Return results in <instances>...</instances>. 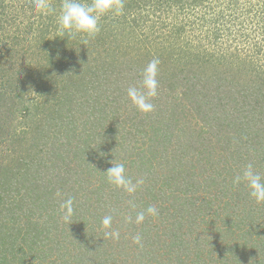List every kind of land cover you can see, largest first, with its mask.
Segmentation results:
<instances>
[{
  "label": "trees",
  "instance_id": "obj_1",
  "mask_svg": "<svg viewBox=\"0 0 264 264\" xmlns=\"http://www.w3.org/2000/svg\"><path fill=\"white\" fill-rule=\"evenodd\" d=\"M51 2L55 11L45 16L37 11L36 0H0V144L7 147L8 142L12 141L14 148L17 149L8 152L10 156L15 155L12 158L9 157L10 160L7 163L5 159L0 158V264H42V262L34 263V258L30 254L34 253L35 243L38 236L42 234L43 216L48 219L53 215L50 213L54 211H66L62 205L69 196L67 178L78 182V176H85L84 166H89V163H98L99 159L104 165L110 161L124 163L125 166L135 163V168L131 166V170L126 171V174L131 179L134 178L132 174L136 173L144 178V183L137 191L143 192L142 201L146 202L154 198V192L148 181L155 179L156 174L152 164L156 156L150 152L152 149L149 145L151 141L149 136L152 133L149 132L148 127L151 126L145 125L146 122H150L148 118L152 117L153 123H156L155 119L159 120L164 114L166 115V109L162 110L168 107L170 110L171 103L168 101L175 104L181 102L186 105V108L190 105L189 107L198 113L208 103L212 106L219 105L217 108L222 106L219 104L222 99L212 92L214 89L212 81H205L202 86L200 83V87L196 88L197 84H192V81H195L194 77L190 82L184 76L187 82L185 91L180 97L173 94L170 99V93L165 90L167 85L164 80L165 85L157 80L158 94L151 98V102L159 111L153 114L142 113L132 105L135 110L133 116L137 120H144L140 126L137 122L134 124L130 121L125 126L124 122L115 121L113 117L119 115V108L117 112H111L107 110V107H116L119 100V106H126L130 102L128 97L121 98V82H124V85L127 83V86L135 82V87L143 90L142 81L146 69L141 59L139 61L134 57H129L133 68H129L131 71H128V74L121 72L119 62L112 59V57H117L116 53H119V50L127 47H130L132 51L140 49L144 59L158 58L159 62H168L165 56L166 48L175 46L181 50L184 47L188 51L184 60L189 61L190 65L193 62L192 59L207 62L212 59L217 61L220 70L217 74L220 76H222L219 73L222 72L223 66H228V72L229 69H237L238 74L244 71L249 81L253 83L251 88L255 87L256 82H260V86L254 92L244 89V93L237 90L235 94L237 95L239 91L243 106L257 111L259 117L260 113L263 114L259 124H264V110L262 109L264 108V0H124L122 14H108L102 17L99 22L100 31L94 38H87L81 34L61 37L58 16L63 0H51ZM81 2L89 3L90 0H81ZM207 22L212 23V26L203 32L204 27L208 25ZM157 23H162L161 29L168 28L167 36H157ZM188 23L195 24L199 35L197 40L200 44L192 45L186 38ZM201 26H203L202 30H200ZM132 27L136 28V31H133ZM254 39H257V42ZM233 43H236L234 51L228 53ZM247 44L252 46L253 54L251 58L240 60L239 50H245ZM115 50L117 52L111 55ZM36 51L40 54L36 55ZM86 65H89V68H86ZM85 71H89L86 73H91L94 77L86 83L83 78ZM184 72L183 69L178 71L181 74ZM99 73L104 78L103 87L115 90L118 94L113 101L107 97L101 100L102 92L104 94L107 89L103 88V84L101 85L98 80ZM64 77L68 80L62 81ZM64 83L69 85L65 84L67 85L65 86ZM236 85H239V81L234 83V86ZM171 86L173 83H169L168 88ZM30 87H36L38 91L35 93L34 100L28 94ZM165 97L168 100L164 104L162 99ZM234 99L232 97V101ZM176 106L179 105L176 104ZM40 115L46 122L51 117L54 121L46 129V134L40 132L42 129L34 126L29 132L31 136L23 137L19 121L26 118L35 120ZM109 116L110 119H107ZM198 117L200 118L201 115L199 114ZM14 121L19 123L17 132L12 125ZM85 125L87 127H83ZM238 131H241L237 134L238 139H241L240 143L248 150L257 147L253 148L254 153L259 154V163L264 162V133L259 136L251 131V127L245 129L244 125L240 126ZM56 132L64 133L65 137L58 138L54 134V141L51 143L54 152L47 154L49 160L41 159L39 152L35 150L40 142L44 141L43 138L49 142L46 137ZM86 133L88 135L84 139ZM117 134H120L118 142L115 141ZM131 137L134 139V144L130 140ZM140 137L146 138L142 142L148 145L146 148L142 147V144L136 147V143L141 140ZM259 139L262 140L258 144ZM130 143L134 147L131 146V148ZM84 144L90 148L91 153L89 151L83 155L76 153L69 158L68 149L74 146L79 148ZM24 146L29 147L32 152L23 156L20 149ZM71 162H74V165L69 167ZM43 166H46L45 169L48 170L49 167L56 168L52 175H48V179L41 176ZM111 166L109 164L108 168ZM88 168L93 176L97 175L98 178L99 174L100 181L106 183L107 186L108 180L104 173L107 171L106 167L99 168V173L95 167L94 169ZM174 169L175 172H179L178 166ZM188 177L189 184L183 189H186V195L191 191L190 187L196 184L194 175L190 174ZM60 187H62L61 190L67 188V191L65 199L59 205L54 202L60 192H63L60 190L58 193ZM99 195L97 193V200L95 199L94 204L100 206L102 200ZM79 205L84 209L85 202H79ZM173 207L177 210L175 206ZM71 208L70 216L73 217L71 222L75 221L78 227L63 225L62 230L63 232L71 231L69 236L74 243H78L80 235L87 236L85 233L88 228L84 222L85 215L80 216L81 213L79 214V211L83 210H75L74 206ZM175 210L169 212L163 208L164 213H170L167 215L168 218H165L166 222L171 221V225L168 224L166 228L171 231L169 236L174 235V230L180 227L174 222L182 223L191 218V214L184 215L180 209ZM74 229L80 230L79 234L74 233ZM169 239L170 241L175 240L174 237ZM85 243L88 244L89 240L85 239ZM96 243L97 241L94 240L93 245ZM68 249L72 253L77 250L73 246ZM84 249L88 250L86 246L82 249L78 248L80 258L74 259V262L69 258L60 264H82L84 257L86 258ZM121 252L124 253V251ZM122 259L124 257H121L120 253H111L103 258L101 264H124ZM49 264H54V262Z\"/></svg>",
  "mask_w": 264,
  "mask_h": 264
},
{
  "label": "rangeland",
  "instance_id": "obj_2",
  "mask_svg": "<svg viewBox=\"0 0 264 264\" xmlns=\"http://www.w3.org/2000/svg\"><path fill=\"white\" fill-rule=\"evenodd\" d=\"M203 26L200 27V30H202ZM209 26H212V23H208L204 27L203 32ZM161 27L162 23L156 24V28H158L156 33L157 36L164 37L168 34V28L161 29ZM187 29L188 36L186 38L190 40L191 44L199 43L197 40L199 35L195 24L188 23ZM133 31H136V28H133ZM254 41L257 42V39H254ZM231 45L233 46L228 53L232 52L236 43ZM201 46H203L202 42ZM226 48L228 49V46ZM166 50L167 52L165 53L167 54L165 56L168 62H159L156 79L163 84L165 82L167 85L165 90L170 93L169 99L173 94L180 97L182 92L185 91L187 82H185L184 76L190 82L194 77L195 81H192V84H197L196 88L200 87V83L202 86L205 81H212L214 91L211 87L210 89L214 95L222 99L219 104L224 107L221 106V110H219L220 108H217L219 105L212 106L211 103H208L198 113L197 111L194 112L189 107L190 105L186 108L185 104L177 102L176 104L179 105L177 107L175 103L168 101L171 103L170 110L169 107L162 110L165 111L166 109V115L164 114L159 120L155 119L156 123H153L154 119L152 117L148 118L150 122H146L145 125L151 126L148 127L149 132L152 133L149 136L151 138L149 145L150 149H152L150 152L156 156V160L152 164L156 175L155 179L148 181L154 192V198L146 202L142 201L143 192H137L141 185L135 193L128 194L108 182L106 186V183L100 181L99 174L98 181L97 175L93 176V173L88 171V167L97 168L98 173L100 172L99 168L106 167L107 170L108 165L114 163V161L104 165L99 159L98 163H89V166H84L85 176L80 175L77 179L80 185L77 181L69 180L68 177L67 180L70 187L68 186L67 194L72 198V206L75 207V210H83L79 211V214H82L80 216L85 215L84 222L86 223V228H88L85 234L87 236L80 235L79 242L74 243L69 236L71 231L66 230L68 232H63V225H76L78 227L75 221L71 222L72 216L68 215L66 217V211H54L50 213L53 215L49 216L48 219L43 216L41 221L42 234L38 236L39 238L35 243L34 253L30 254L34 258V263L49 264L54 262V264H60L69 258L74 262V259L80 258L78 257L80 254L78 248L82 249L86 246L88 250L84 249L86 258L84 257L82 264H101L103 258L111 253H120V256L124 257L122 259L124 264H188V262L190 264H264V203H257L254 198L249 196V189L246 183H241L238 186L232 184L233 177L241 173L249 162H254L257 170L261 175H264V162L259 163V154L256 155L254 153V149L257 147L248 150L247 147L240 143L241 139L237 137V134L241 133V131H238L239 127H243V125L245 129L251 127V131L257 135L259 134V136L264 133V124H259L260 117L263 114L260 113L259 117L257 111H252L250 108L248 109V106H243L239 95V91L244 93V89H249L250 92L258 90L260 82H256L255 87L251 88L253 83L249 81L248 75L244 71L238 74L237 69H229L228 72V66L222 67V72L219 73L222 76H220L217 74L220 71L217 61L212 59L211 61L208 60V62L192 59L191 61L193 62L190 65L189 61L184 60L188 52L184 47L179 50L172 46V48H166ZM38 51H36V55L40 54ZM116 52V50L113 51L111 55ZM139 53L141 55L140 49L132 51L130 47H127L119 50V53H116L117 57H112V59L114 58V61L119 62V66L122 68L121 72L128 74L131 71L129 68H133L129 57H134L139 61L141 59V62L146 67L151 61L144 59L142 55H138ZM238 54L240 60L247 57L251 58L253 48L250 44H247V48L239 50ZM29 55H27L28 58L31 57ZM86 68H89V65H86ZM180 69L185 70V72L183 74L178 73ZM26 70L27 68L24 69L25 72ZM86 72L89 71H85L83 74L85 83L93 77L91 73ZM66 80H68L66 77L62 79V81ZM98 80L101 85L104 83V78L100 76V73ZM236 81H239V85L234 86ZM169 83H173V86L169 87L171 89L168 88ZM120 85L122 87L121 98L128 97L127 89L131 86L135 87V82L131 86H127V83L124 85V82H121ZM126 86L127 89H125ZM103 88L107 90L104 94L103 92L101 94L102 101L105 97L113 101L114 97L118 95L115 90L107 87ZM28 90V94L34 100L35 93L38 92L36 87H30ZM237 90L239 91L236 95L235 92ZM232 97L235 98L233 101ZM162 100L165 104L168 99L165 97ZM119 103L116 107H107V110L111 112H117L119 108V115L117 114V116L113 117L115 121L124 122L123 125L125 126L130 121L134 124L137 122L139 126L143 123L144 120H137L133 116L135 110L132 108L133 104L131 101L126 106H119ZM159 103L162 104L161 102ZM262 109L264 110V108ZM157 111L159 110L154 108L150 114ZM169 112L171 114L175 113V115H171ZM197 113L201 115L200 118ZM40 117L35 120L26 118L19 121L16 119V121L20 122V130L23 137L29 138L31 136L29 132L32 131L34 126L36 128L39 127L42 129L40 132L46 134V129L54 121L51 120L52 117L47 122L42 115ZM107 119H110V116ZM16 121L12 123L13 127L16 128L15 132H17L19 127V123ZM49 130L51 131V129ZM23 132L26 133L24 134ZM54 134L58 138L65 137L64 133L56 132L50 133L49 137H46L49 142H46L43 138L42 140L44 141H41L39 147L35 150V152H39L41 159H48L47 154L54 152L51 144L54 141ZM86 135L88 134H85L84 139ZM119 135H116V142L119 141ZM109 137L111 138V136ZM140 139L139 143H136V147H139L146 140V138L143 139L141 137ZM130 140L134 144L133 137ZM261 140L257 141L258 144ZM133 144L130 143V147ZM88 145L92 146V144ZM147 146L146 143L142 144L144 148ZM13 149L17 150L14 148L12 141L8 142L7 147L0 144V158L5 159L7 163L10 160L9 157L12 158L15 155L12 154L10 156L9 154ZM89 149L84 144L82 147L74 146L67 151L70 154V158L76 153L82 155L91 153ZM20 150L23 156L32 152L29 147L25 146ZM73 165L74 162H71L69 167ZM131 166L135 168V163L126 165L125 170L128 172L131 170ZM177 166L179 172H175L174 168ZM45 167L41 168L43 170L41 176L48 179V175H52L56 168L49 167L48 170ZM63 173L65 174L66 172ZM190 174L194 175L196 184L195 186L193 184V187L189 189L192 193L188 192L186 195V189H183L189 184L188 176ZM132 177H134L132 179L134 182L141 178L138 173L132 174ZM61 189L62 187L59 188L58 193ZM61 191L63 192H60L54 202L59 205L66 197L67 188ZM97 193L100 194L99 196L102 200L100 206L94 204ZM182 193L185 194L181 195ZM176 197L178 199H175ZM82 201L85 202L84 209L79 205V202ZM150 205H155L159 209V215L155 217L146 216L143 223L136 224V214L144 211ZM163 208L169 210V212L179 211L180 209L184 215L191 214V218L187 221L182 223L174 222L176 226H180L178 230H174L176 236L175 234L169 236L171 231L166 230L168 224L171 225V221H165V218H168L167 215H170V213H164ZM38 214L40 213L38 212ZM107 215L112 216L110 229H105L101 224L102 219ZM74 230V233L78 232L79 234L81 228L80 230ZM112 230L119 231V240H113L105 236L106 231ZM136 234L142 236V247L133 243V237ZM170 237H174L175 240L170 241ZM85 239L89 240V245L85 243ZM94 240L95 242L97 241L96 245H93ZM174 241L175 243H173ZM100 243L101 245H99ZM70 246L77 248L75 253L69 251L68 248ZM120 250L124 251V253Z\"/></svg>",
  "mask_w": 264,
  "mask_h": 264
},
{
  "label": "clouds",
  "instance_id": "obj_3",
  "mask_svg": "<svg viewBox=\"0 0 264 264\" xmlns=\"http://www.w3.org/2000/svg\"><path fill=\"white\" fill-rule=\"evenodd\" d=\"M35 7L41 15H49L55 10L51 0H36ZM124 9V0H90L89 3H82L81 0H63L60 5L58 16V26L60 36H75L81 34L87 38H94L100 31V20L102 17L113 14L120 15ZM159 59L154 58L149 62L144 70L142 81L143 90L131 86L127 89V96L133 106L142 113H150L154 110L151 98L158 94V81L156 79ZM111 167L104 173L111 185L122 189L128 194L136 192L137 188L144 183L141 177L135 182L126 174L124 163H111ZM246 183L249 189V196L257 203H264V175L257 170L254 162H249L242 169L241 173L235 175L232 180L234 186ZM66 210V217L72 211V198L68 197L63 205ZM159 209L155 205H150L144 211L138 212L135 223L141 224L146 216H158ZM130 219V218H129ZM105 229H110L112 216L107 215L101 221ZM105 236L113 240H119V231H106ZM133 243L142 247V236L136 234Z\"/></svg>",
  "mask_w": 264,
  "mask_h": 264
}]
</instances>
